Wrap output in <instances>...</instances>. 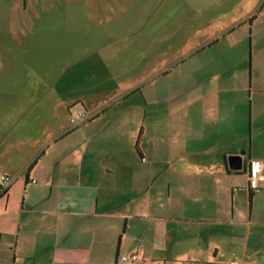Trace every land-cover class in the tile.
<instances>
[{
  "label": "crops",
  "instance_id": "0c3cea01",
  "mask_svg": "<svg viewBox=\"0 0 264 264\" xmlns=\"http://www.w3.org/2000/svg\"><path fill=\"white\" fill-rule=\"evenodd\" d=\"M0 174V264H264V0H0Z\"/></svg>",
  "mask_w": 264,
  "mask_h": 264
},
{
  "label": "built area",
  "instance_id": "2783aa9c",
  "mask_svg": "<svg viewBox=\"0 0 264 264\" xmlns=\"http://www.w3.org/2000/svg\"><path fill=\"white\" fill-rule=\"evenodd\" d=\"M89 118V115L82 109L75 111L73 114L69 116V122L71 127H75L85 120ZM262 179L261 174V166L258 160H252L250 163V174L248 180V188L252 192H257L260 189L259 181ZM13 177L0 174V182L3 184V187H6L11 181ZM137 259V254L135 252L131 253H119L116 256L115 264H130ZM234 262L231 261L228 264H233Z\"/></svg>",
  "mask_w": 264,
  "mask_h": 264
},
{
  "label": "water",
  "instance_id": "95a60500",
  "mask_svg": "<svg viewBox=\"0 0 264 264\" xmlns=\"http://www.w3.org/2000/svg\"><path fill=\"white\" fill-rule=\"evenodd\" d=\"M241 154H242V152H240L239 154L230 155L228 157L229 164L232 168H239L240 167Z\"/></svg>",
  "mask_w": 264,
  "mask_h": 264
},
{
  "label": "rangeland",
  "instance_id": "374dc122",
  "mask_svg": "<svg viewBox=\"0 0 264 264\" xmlns=\"http://www.w3.org/2000/svg\"><path fill=\"white\" fill-rule=\"evenodd\" d=\"M86 112V111H85ZM87 113V112H86Z\"/></svg>",
  "mask_w": 264,
  "mask_h": 264
}]
</instances>
